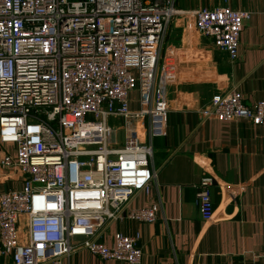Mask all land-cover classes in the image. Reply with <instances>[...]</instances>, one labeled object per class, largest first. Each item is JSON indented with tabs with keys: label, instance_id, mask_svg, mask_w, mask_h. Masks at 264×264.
I'll list each match as a JSON object with an SVG mask.
<instances>
[{
	"label": "built area",
	"instance_id": "obj_1",
	"mask_svg": "<svg viewBox=\"0 0 264 264\" xmlns=\"http://www.w3.org/2000/svg\"><path fill=\"white\" fill-rule=\"evenodd\" d=\"M176 12L236 58L249 13L227 6L184 12L172 0H0V143L14 148L0 168L22 176L19 190L0 192V254L10 264H60L79 250L139 264L138 233H115L109 246L102 238L112 223L155 220L154 208L128 206L156 180L151 140L164 137L168 111L157 64ZM200 114L264 126V102L243 103L235 87ZM212 185L206 174L193 185L203 224L213 217Z\"/></svg>",
	"mask_w": 264,
	"mask_h": 264
},
{
	"label": "crops",
	"instance_id": "obj_2",
	"mask_svg": "<svg viewBox=\"0 0 264 264\" xmlns=\"http://www.w3.org/2000/svg\"><path fill=\"white\" fill-rule=\"evenodd\" d=\"M215 6L249 13L242 21L236 58L230 62L212 47L196 32L192 18L177 12L169 18L156 73L168 110L164 137L151 140L156 180L128 206L154 208L155 220L124 219L103 234L109 246L115 233H138L139 264H264V126L217 122L200 114L212 96L234 87L243 103L264 102V0H172L176 11ZM121 135L119 131L116 142ZM4 156L14 158V148L0 143V159ZM203 174L213 179L214 210L204 224L193 194ZM21 186L18 169L0 168V192ZM0 264H10L8 257L0 254ZM60 264L117 263L79 250Z\"/></svg>",
	"mask_w": 264,
	"mask_h": 264
},
{
	"label": "rangeland",
	"instance_id": "obj_3",
	"mask_svg": "<svg viewBox=\"0 0 264 264\" xmlns=\"http://www.w3.org/2000/svg\"><path fill=\"white\" fill-rule=\"evenodd\" d=\"M132 75L135 76V72H132ZM131 96L129 97V103L127 105V111L129 112H132L136 110V103H135V100L137 98V94H136V91L133 90L132 93H130ZM110 121H108V124H109ZM119 126H120V122L117 123ZM116 124V125H117Z\"/></svg>",
	"mask_w": 264,
	"mask_h": 264
}]
</instances>
